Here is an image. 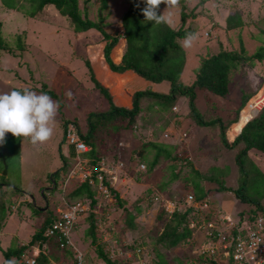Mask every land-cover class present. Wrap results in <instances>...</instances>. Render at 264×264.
Here are the masks:
<instances>
[{
	"label": "rangeland",
	"instance_id": "374dc122",
	"mask_svg": "<svg viewBox=\"0 0 264 264\" xmlns=\"http://www.w3.org/2000/svg\"><path fill=\"white\" fill-rule=\"evenodd\" d=\"M100 1L79 0V5L83 12H88L91 20L97 21ZM114 1L116 0H108L109 7L102 13L104 17L109 18V22L112 13L121 14V11L118 10L120 6L117 5V1ZM128 1L126 0L127 9ZM200 2L201 0H193L187 4L188 13L194 11L197 17L188 19L185 27L198 33L199 36L192 48L184 49L189 57L186 75L181 78L185 85L195 81L203 56L218 54L221 51H240L241 42L249 56L254 54L260 46L264 47V35L261 33L262 30L264 31V0ZM165 11L166 5L161 9V14ZM234 14H240L244 25L240 29L228 31L226 29L227 18ZM171 21L172 28L178 29L181 26L180 5L172 10ZM111 22L118 28L120 18ZM0 30L3 43L7 49H10V52L9 50H0V94L11 92L17 88L36 91L35 89L45 86L49 91L59 96L58 100L52 98L59 103V110L54 135L46 144L37 149L27 141L23 142L15 137L12 140L6 139L3 144L5 152H9L12 169L6 176L3 175V169L0 183L2 185L12 183V185L20 186L23 193L19 198H13L15 203L11 205V218H8L3 233H0L1 261L2 258L4 259L2 249L6 251L13 243L19 245L31 240L32 235L38 231L42 224L47 205L55 210L64 208L62 204L67 200L68 194L98 169L90 164V159L83 157L85 153L82 151H78L79 155L75 160L66 156L65 152H68V147L64 140L62 121L68 119L76 122L81 131L85 132V120L88 114L95 110L106 111L109 102L96 90L90 72L85 65V61L89 60V50L94 51L91 52L92 67L96 61L95 53H100L101 59H103L101 46L103 44L99 40L102 36L99 32L93 30L78 36L73 31L70 20L62 16L54 7L45 8L41 16L32 19L26 17L21 11L5 8L1 0ZM92 40L97 41L91 43ZM236 73L239 75L238 78L235 77ZM236 73L231 76L232 92L228 98H212L210 95L198 92L197 103L202 114H208L210 117L234 118L235 112H232L229 107L234 106L235 110L238 109L243 93H253L252 100L264 87V63H256L253 69L246 67ZM127 82L133 89L138 90L136 92L146 90L142 89L143 83L138 78ZM168 87L167 83L155 86L159 92L163 91V93L169 91ZM152 88L149 86L148 90H153ZM68 93L71 95L69 96ZM236 102L238 104H235ZM149 103H152L150 99L141 101L142 107H146ZM183 103L182 108L184 109L187 106L186 98H181L178 105L181 107ZM252 104L253 101L237 110L236 114L240 115L241 111L242 113L239 117L240 120L238 119V122L228 128L230 139H234L236 134L233 136V131L237 133L241 122L246 120L251 111H254ZM225 106L230 109V112L224 110ZM188 112L187 108L183 115H179L180 120L175 118L171 121V116L159 113L156 108L154 110L143 108L137 117L138 124H144L146 128L142 131L132 127V130L127 129L128 131L124 132L122 128L126 120L117 119L113 122L119 128L117 130L110 129L109 137H103L105 142L100 148V155L105 156L106 162L102 163L106 164L107 174L115 175L114 183H110L113 189L118 192L123 205L121 206L113 195L106 196L99 190L100 180L91 179L93 185H90L94 189L98 186L97 194L95 193L98 203L91 208L87 198L79 199L78 202L85 204L84 213L75 220L77 222L76 229H72L70 237L77 251L85 253L86 263L95 264L97 262V245H90L91 239L86 235L90 224L88 214L91 211L97 214L95 224L98 228V237L107 241L109 251L116 252L119 248L129 251L135 245L138 248L137 244L142 242L145 247L140 248L144 252L152 251L156 254L159 252L172 263L176 257L192 259L196 256L202 232H196L191 240L194 243L188 246L179 245L169 251L165 248L161 249L158 245L157 249H154L156 237L162 232V227H158V216L161 209L169 214L175 211L174 208L180 210L182 209L180 207H184L183 201L186 196L192 194V190L188 189L182 180L185 174L187 175L188 169L182 172L177 179L175 176L179 175V170L178 168L171 169V162L159 163L152 173L148 172L147 163L140 161L138 157L134 158L131 163L128 162L130 152L137 156L143 143L156 140L161 143L177 144V147L175 146L176 154L192 159L198 167V159L194 154L196 149L204 148L208 151L214 149L218 132L213 133V131L208 132L198 128L186 116ZM254 114V112L250 113L252 116L250 120L255 117ZM162 126H165V129H161ZM172 131L173 133L176 131V133L170 140L164 138L167 132ZM177 133L179 136L175 137ZM120 149L127 151L125 156L119 154ZM62 155L67 159V171H60L64 167ZM112 158L118 162H112ZM258 160L256 159V161ZM205 161L206 159L200 157L199 166ZM121 163L124 164L123 168ZM256 164L264 169L263 160ZM141 165L145 166L144 170ZM204 166L207 167L208 163H205ZM56 172L60 173V177L55 179V185L53 184L54 179V182H50V175ZM230 173L232 176L235 173L233 166H230ZM100 176L102 177L101 174ZM171 178L175 181L165 186L164 183H168ZM231 178L233 183L235 175ZM178 199L180 202L177 203L175 200ZM203 200H208L210 203L216 202L217 209L231 216L243 209L238 204L235 206L234 196H222L219 202H217L218 198L214 196ZM29 203L33 206H29ZM35 208L41 210V213H38ZM255 208L254 206L251 209L246 208L249 209L246 212H254ZM129 213L133 216V227H129L127 224ZM90 257H93V260Z\"/></svg>",
	"mask_w": 264,
	"mask_h": 264
},
{
	"label": "trees",
	"instance_id": "16d2710c",
	"mask_svg": "<svg viewBox=\"0 0 264 264\" xmlns=\"http://www.w3.org/2000/svg\"><path fill=\"white\" fill-rule=\"evenodd\" d=\"M191 1L193 0H180L181 26L178 29H174L168 24L162 23L156 25L151 22H144L145 18L141 14V11L145 5L142 3V0H129L128 9L126 7V10L122 12V14L119 15V13H116L114 15L116 18H120V25L118 28H116L117 26L113 25V23L109 22L108 17L102 15L107 7H109L108 0L100 1L97 21L91 20L88 12L85 13L81 10L79 0H1V3L5 8L21 11L26 17L32 19L41 16L45 8L54 7L62 16L70 20L73 31L78 36L93 30L99 32L102 36L100 41L105 43L103 49L105 62L113 72L121 74L126 71H132L147 82L153 84H162L166 82L170 85L168 93L155 92L150 89L136 92L133 95V106L130 109L117 107L112 103V96L109 94V90L97 80L90 60L85 61V65L90 72L91 80L96 90L112 104H110V108L107 111H93L88 114L85 120V132L81 131L78 123L69 121L68 119H64L62 125L64 127V132H66L69 124H74L78 128L82 141L90 148L89 152L83 154V157L90 159L91 165L100 167L102 162H106L105 156H102V154L100 155V148L105 142L103 137H109L108 134L111 131L110 129L117 130L119 128L115 126V123H113L114 121L117 119L126 120L122 128L124 132L132 130V127L142 131L146 128L144 124H138L137 117L143 111V108H148L149 110H154L156 108V111L159 113L171 116L172 119L170 120L172 121L178 118L177 114L175 115L172 113V109L181 98H186L189 110L187 117L200 129L207 130L208 132L213 131V133L215 131L218 132V139L216 140V137L214 138L216 142L214 149L210 151L204 148L196 149L194 154L198 159L199 168L193 163L192 159L180 157L176 154L175 148L177 144L173 145L168 142L161 143L156 140L143 143L137 156L130 152L128 162L131 163L134 158L138 157L140 161L147 163L149 173H152L159 163L163 161L171 162L172 166L169 167L171 169L178 168L179 170V175L176 174L175 176L177 179L182 172L188 169L187 175L185 174L182 180L186 187L192 190V194L195 195L196 201L199 202L205 199L206 196H209V193L213 191L217 194L216 196H234L235 206L238 204V206L240 205V207H243L237 214L235 213L236 215H233L234 217L243 215L246 211L251 209L252 206L264 213V169L257 165L254 159L255 154L264 157V107H262L252 120L246 122L240 134H237L238 136L233 141H230L228 138V128L232 124L238 122L239 114H236L238 113L237 110H240L254 94L243 93L240 98L239 108L235 110L234 106L229 107L232 109V112H235L234 118L228 117L226 119L222 116L210 117L208 114H202L197 103L198 92L210 95L212 98H228L232 92L231 86L233 82L231 76L246 67L253 69L256 63H264V47H262L263 45L260 46L254 54L249 56L241 42L240 51H221L218 54L203 56L195 81L185 85L181 78L187 63V54L181 47V41L186 33L194 32L185 27L188 19H196L197 17L194 11H191V13L187 11V4ZM209 1L211 0H201L203 3ZM137 4H139V7L136 6ZM164 6V4L160 5L159 14H161V9ZM243 25L244 22L240 14L230 15L227 18L226 29L228 31L240 29ZM261 33L264 35L263 30ZM122 39L123 41L125 40L126 45L123 58L121 62L117 64L113 62L111 52L118 46ZM91 43H93V40ZM0 50H9L10 52V49H7V46L3 43L1 35ZM238 76L239 75L236 73L235 77L238 78ZM22 89L24 88H17L14 90ZM35 90L37 93H47L51 98H56L57 100L59 98L57 94L49 91L45 86ZM144 98L150 99L152 103H149L150 105L148 104L146 107H142L141 101ZM235 104L238 103L236 102ZM224 110L230 112V109H227L226 106ZM161 129H165V126H162ZM156 131L158 132V130ZM6 139L12 140L14 137L9 133ZM5 150V147L0 145V179L4 169L3 157L8 166L7 175H9L12 169L10 156L8 155L9 152L6 153ZM125 153H127L125 149L119 150L120 155L125 156ZM200 157L201 159H206L205 163H208L207 167L204 166L205 163L199 166ZM112 159L114 162L118 161L114 158ZM62 160L64 162V167H62L60 171H67L68 163L63 155ZM177 161L179 162L177 163ZM230 166L235 168L233 183L231 182V177L234 175L232 176L230 173ZM99 173L102 174L103 185L107 188L109 195H113L116 201L122 206V199L119 198L118 192L113 189L110 183L112 182V175L107 174L108 171H95L93 178L95 181ZM50 177V182H54L55 179H59L60 173L56 172L51 174ZM229 179L230 181H228ZM89 181L90 180L79 184L69 193V198L67 196V200L63 202L62 206L66 207L67 205L77 203L79 199L87 198L90 201V207L93 208L98 203L95 198L97 187L94 189ZM174 181L175 180L171 178L168 183L164 184L166 186ZM53 184L56 185V181ZM21 193H23V191L20 186L12 185V183L7 185H2L0 183V231L8 218L12 215V213H10L11 205L15 203L13 198H19ZM175 201L178 203L180 199ZM184 202L185 199L183 203ZM28 205L33 206L31 203ZM216 206V202H212L211 210L204 211L201 214L194 206L185 207L184 205V207H180L182 209H177L171 214L161 209L158 216V227H162V232L156 237L154 249H157V246L160 245L161 249L164 250L165 248L170 251L179 245L185 244L184 246H188L194 243V241H191L194 234L196 232H201L199 229L202 228L204 221H210L213 218L216 211H218ZM46 207L47 209L44 212L42 224L38 231L32 235L30 241L19 245L18 243H16V245L13 243L6 251L1 248L4 255V261L1 264H6L8 260H12L13 258L17 264H27L26 259H24L26 256L34 257V264H61L63 261L70 263L73 260L74 254L77 252L84 255L83 264H88L85 260V253L83 251H77L74 243V247L67 245V239L63 237L61 233L57 232L54 235L46 236L47 231L58 217L55 209H51L49 205ZM35 210L41 213V210L37 208H35ZM96 215L97 214L92 211L88 214L90 224L86 230V235L91 239L90 245H97L96 260L102 258L108 261L110 251L106 243L107 241L98 237V228L97 224H95ZM200 216L203 218L201 222L198 221ZM128 217L129 220L127 224L129 227H133V216L129 213ZM200 225L201 227H199ZM75 227L76 224L73 227L74 230L76 229ZM205 240L206 237L204 239V234H202L198 245L200 246ZM62 244H64L63 247ZM137 245L145 247V244L142 242ZM135 248L136 245L133 246L131 250ZM34 249L39 250L37 256L33 255ZM154 254L161 264L172 263L159 252ZM90 259L93 260V257H90ZM69 260L71 261L69 262ZM202 260V258L190 259L186 257H176L174 263L193 264L194 262H202ZM97 263L98 261L95 264Z\"/></svg>",
	"mask_w": 264,
	"mask_h": 264
},
{
	"label": "built area",
	"instance_id": "2783aa9c",
	"mask_svg": "<svg viewBox=\"0 0 264 264\" xmlns=\"http://www.w3.org/2000/svg\"><path fill=\"white\" fill-rule=\"evenodd\" d=\"M253 100H255L252 104L255 113L264 107V87L251 102ZM173 110L174 112L181 113L182 108L176 105ZM174 133L173 131L167 132L164 138L170 140ZM178 136L179 134L177 133L175 137ZM67 141L69 144L75 145L77 151H88V147L78 140L77 127L73 124L68 127ZM105 166L106 164L101 163L96 171H107ZM121 167H123V164H121ZM141 168L144 169L145 167L142 165ZM114 177L115 175L112 176L113 183ZM87 178L83 182L89 180ZM97 178L100 180V184L98 185L99 190L106 194V196L109 195L107 188L103 185V177L97 175ZM90 184L93 185L91 180ZM102 193L100 194L102 195ZM184 205L185 207H196L200 214L211 210L212 207L208 200L196 202V198L192 194L186 196ZM84 206L83 202H77L67 205L62 209H57V220L47 231L46 236L54 235L57 232L61 233L67 239V245L74 247L70 237L74 225L77 224L75 220L80 218L84 212ZM172 206L174 207V205ZM198 221H203L202 216L198 218ZM203 223L199 231L204 234V239L206 237V240L200 246L198 245L196 256L193 257L202 258L203 260L202 262H194L193 264H264V213L260 210L255 208L254 212H245L242 216L236 217L226 212L216 211V214L210 221H204ZM63 246L64 244H62ZM140 247L129 251H124L123 248H119L116 252L112 250L110 251L108 261L98 258L97 264H161L152 251L149 253L145 250L146 252H144ZM38 253L39 250L34 249L33 255L37 256ZM83 256L82 253L77 252L70 263L63 261L62 264H83ZM24 259H26L27 264L35 263L34 257L26 256Z\"/></svg>",
	"mask_w": 264,
	"mask_h": 264
},
{
	"label": "clouds",
	"instance_id": "9594fccd",
	"mask_svg": "<svg viewBox=\"0 0 264 264\" xmlns=\"http://www.w3.org/2000/svg\"><path fill=\"white\" fill-rule=\"evenodd\" d=\"M142 3L145 5L141 11V14L145 18L144 22H151L156 25L162 23L171 25L172 10L179 6L180 0H142ZM161 4L166 5V11L163 14H159V7ZM136 6L139 7V4ZM198 36L199 34L195 32L186 33L183 37L181 47L185 50L192 48ZM68 95L70 96L71 93H68ZM58 110L59 103L44 92L37 93L36 91L24 88L22 90H12L11 92L0 94V145L5 143L7 134L10 133L13 137L23 142L27 141L34 148L38 149L40 146L46 144L54 135ZM183 112L182 109L181 114H183ZM67 130L64 132V140L67 143V147H74L77 156L79 153L76 146L69 144L67 141ZM79 133L80 131L77 128L78 140L85 145ZM89 150L90 148L88 147L87 152H89ZM112 162H114V160ZM98 175H100V173ZM93 178L94 174H91L87 179L91 180ZM96 181H99L98 178ZM218 211L221 210L218 209ZM6 264H17V262L13 258L12 260H8Z\"/></svg>",
	"mask_w": 264,
	"mask_h": 264
},
{
	"label": "crops",
	"instance_id": "0c3cea01",
	"mask_svg": "<svg viewBox=\"0 0 264 264\" xmlns=\"http://www.w3.org/2000/svg\"><path fill=\"white\" fill-rule=\"evenodd\" d=\"M111 1V0H110ZM117 1V5H119L120 7H119V9L118 10H120L121 11V14H122V12H124L125 10H126V7H127V5H126V0H116ZM116 1H114V2H116ZM116 14V13H115ZM115 14H111V17H110V22L112 21V20H114L116 17L114 16ZM118 15V14H117ZM119 16V15H118ZM117 16V17H118ZM112 23V22H111ZM97 36V35H96ZM100 40V39H99ZM94 41V40H93ZM97 41V40H96ZM96 41H94V42H96ZM103 45H101L102 46V56H103V49H104V46H105V43H102ZM125 45H126V43H125V40L124 41H122V42H120L119 44H118V46L117 47H115L113 50H112V52H111V58H112V60H113V62L114 63H120L121 62V60H122V58H123V52H124V49H125ZM91 52H94L93 50L91 51V50H89V60H90V62H91V64H92V55H91ZM58 56H60V55H58ZM95 56H96V61H95V63L93 64V69H94V72H95V75H96V77H97V79L99 80V82L101 83V85H103V86H105V88H107L108 90H109V94L112 96V103L115 105V106H117V107H124V108H132V106H133V95L135 94V92H136V90L137 89H133L129 84H128V82L127 81H129V82H131V81H133V80H135L136 78H138L139 80H140V82H142L143 83V87H142V89H148V87L149 86H151V87H153L152 89H153V91H155V92H159L156 88H155V86H159L160 84H153V83H151V82H147L146 80H144L143 78H141V77H139L138 75H136L134 72H132V71H126L125 73H121V74H119V73H115V72H113L111 69H110V67H109V65L105 62V60H104V56H103V59H101V56H100V53H95ZM104 63H105V65H104ZM189 63V57H188V55H187V63H186V66H185V70H184V72H183V74H182V76L184 77V75H186V71H187V64ZM95 64H96V67H95ZM101 72V74H99V73ZM162 84H166V82L165 83H162ZM169 89H170V85H169V87H168ZM138 91V90H137ZM140 91V90H139ZM169 92V91H168ZM167 92V93H168ZM160 93H163V91H160ZM101 96V95H100ZM144 99H146V98H144ZM251 100V99H250ZM250 100H248L247 101V103L249 104V102H251ZM254 102V101H253ZM112 103H109V107L106 109V111L107 110H109V108H110V104H112ZM246 103V104H247ZM176 105H178V103L176 104ZM175 105V106H176ZM183 105H184V103L181 105V107H183ZM178 106H180V105H178ZM188 108V103H187V106H186V108H182L183 109V113H185V110ZM97 111H99V112H103L104 110H95V112H97ZM172 113L173 114H177V117H178V119L180 120V118L181 117H179V115L181 116V115H183V114H181V113H177V112H174V110L172 109ZM241 113H242V111H241ZM241 113H240V115H239V117H241ZM187 116V115H186ZM239 120H240V118H239ZM191 121V120H190ZM194 124V123H193ZM174 125H176V124H174ZM178 125V124H177ZM195 125V124H194ZM171 126H173V125H171ZM170 126V127H171ZM245 126V125H244ZM242 131V130H241ZM240 132V131H239ZM228 133H230V132H228ZM238 135H239V133H238ZM238 135H236V137L238 136ZM236 137H234V139L236 138ZM228 138H229V136H228ZM234 139H230L229 138V140L230 141H233ZM65 152V151H64ZM65 154H66V156H68L69 158H71V159H74L75 158V156H76V151H75V149H74V147H68V152L66 153L65 152ZM254 159H255V162L257 163V162H261L262 160L264 161V157H261V156H259V155H257V154H255L254 155ZM256 159H259L258 161H256ZM262 167V166H261ZM206 188H208V187H206ZM207 190V189H206ZM217 194H215L213 191L211 192V193H209V196H206V198H208V197H210V196H214V197H217L218 198V201L217 200H215V201H217V202H219V199L222 197V196H216ZM227 197H233L232 195H227ZM217 204V203H216ZM222 211V210H221ZM11 218V217H10ZM8 221V220H7ZM7 221L5 222V225H4V227L2 228V230L0 231V233H3V231H4V229H5V226H6V224H7ZM2 258V257H1ZM3 258L1 259V261H0V263H2L3 262Z\"/></svg>",
	"mask_w": 264,
	"mask_h": 264
},
{
	"label": "bare ground",
	"instance_id": "6f19581e",
	"mask_svg": "<svg viewBox=\"0 0 264 264\" xmlns=\"http://www.w3.org/2000/svg\"><path fill=\"white\" fill-rule=\"evenodd\" d=\"M253 101H255V100H253ZM254 111H251L250 113H253ZM250 113H249V115H248V117L246 118V120L245 121H242L241 122V124H240V126H239V128H238V130L240 131L241 130V128L245 125V123L246 122H248L249 120H250V118H251V116H250ZM243 115V114H242ZM242 119V118H241ZM239 131H237V133H236V131H233V136L236 134H238L239 133ZM236 135H235V137H236Z\"/></svg>",
	"mask_w": 264,
	"mask_h": 264
},
{
	"label": "water",
	"instance_id": "95a60500",
	"mask_svg": "<svg viewBox=\"0 0 264 264\" xmlns=\"http://www.w3.org/2000/svg\"><path fill=\"white\" fill-rule=\"evenodd\" d=\"M258 114V111L257 112H255V116ZM244 127V126H243ZM241 130H242V128H241ZM241 130H240V132H241ZM239 132V133H240ZM3 159V163H4V166H5V168H4V172H3V175H6L7 174V170H8V166H7V164H6V160H5V158L3 157L2 158Z\"/></svg>",
	"mask_w": 264,
	"mask_h": 264
}]
</instances>
